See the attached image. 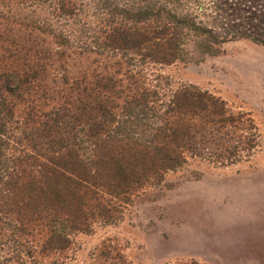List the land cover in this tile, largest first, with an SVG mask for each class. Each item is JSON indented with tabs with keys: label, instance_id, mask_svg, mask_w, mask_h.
Returning a JSON list of instances; mask_svg holds the SVG:
<instances>
[{
	"label": "trees",
	"instance_id": "trees-1",
	"mask_svg": "<svg viewBox=\"0 0 264 264\" xmlns=\"http://www.w3.org/2000/svg\"><path fill=\"white\" fill-rule=\"evenodd\" d=\"M0 1L48 7L35 19L0 12V233L17 250L37 234L39 252L59 254L69 232L184 162L183 150L202 144L190 128L237 119L193 85L159 103L142 86L145 61L179 60L185 37L202 33L175 11L181 0H92L97 23L77 34L57 22L78 12L73 0ZM7 21L24 34L9 37ZM147 117L151 127L140 121Z\"/></svg>",
	"mask_w": 264,
	"mask_h": 264
},
{
	"label": "rangeland",
	"instance_id": "rangeland-1",
	"mask_svg": "<svg viewBox=\"0 0 264 264\" xmlns=\"http://www.w3.org/2000/svg\"><path fill=\"white\" fill-rule=\"evenodd\" d=\"M73 1L78 12L57 22L77 34L98 17L92 0ZM174 7L202 33L185 37L179 60L145 61L142 86L155 90L159 103L193 85L237 119L190 128L202 144L183 150L184 162L143 181L123 202L114 199L108 215H95L85 231L69 232L59 254L39 252L37 234L25 235L17 250L0 223V264H264V0H181ZM47 8L0 1V12L29 19L46 17ZM5 23L9 37L24 34L25 27ZM149 120L140 121L151 127Z\"/></svg>",
	"mask_w": 264,
	"mask_h": 264
}]
</instances>
